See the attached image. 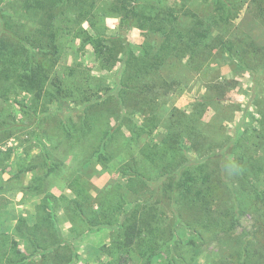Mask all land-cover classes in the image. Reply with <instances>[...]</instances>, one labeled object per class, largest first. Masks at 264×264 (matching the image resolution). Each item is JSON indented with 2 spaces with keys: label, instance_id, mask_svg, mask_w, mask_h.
Instances as JSON below:
<instances>
[{
  "label": "rangeland",
  "instance_id": "374dc122",
  "mask_svg": "<svg viewBox=\"0 0 264 264\" xmlns=\"http://www.w3.org/2000/svg\"><path fill=\"white\" fill-rule=\"evenodd\" d=\"M112 1H100L96 8L97 26L99 23L104 27L111 48L117 54L113 63H103L94 52L83 32H93L87 21L70 22V28L65 29L64 18L58 24L65 32L54 40L60 50L58 58H52L53 61L43 58V62L47 66L51 63L55 73L63 79L68 94L76 86H82L81 90L75 91L94 100L93 104H75L67 99L41 100L29 115L24 113L21 105L31 104V93L18 83L14 82L15 86L8 88L5 97L0 96V259L15 260L20 251L28 256L33 254L34 259L37 257L32 264H64L54 263L53 254L49 262L40 259V249L14 232L21 216L29 227L35 224L43 198L51 194V215L55 217L60 236L73 250L67 252L72 256L69 264H110L116 255L111 243L117 229L102 227L79 236L71 230L70 219L64 211L66 202L60 200L65 195L77 198L83 206L93 204V208H98L95 204L104 196L98 197L97 189H103L118 202L117 214L143 205L153 208L156 213L154 232L141 235L143 244L132 250L126 264H166L170 259L172 264H242L247 257L237 241L250 234H253L249 236L250 261H246L247 264H258L252 251L259 248L262 236L256 222L258 213L248 202L251 192L264 195V53L254 54L249 49L247 59L254 66L249 71L229 54L221 53L209 35L202 41L197 55L187 54L178 59L176 55L166 54L156 71L160 79L155 75L159 89L156 94L149 93L154 107L147 106V111L143 112L140 102L147 95L141 91L147 80L131 82L128 79L135 60L133 56L142 55L145 47L154 54L163 37L158 32L137 26L126 31ZM231 1L241 7L240 17L235 21L236 32L231 31L233 37L241 40L250 36L259 45H264V25L252 14L250 0ZM138 2L148 5L155 2L163 11L186 13L178 23L182 28L188 27L191 13L204 16L213 10L211 0ZM24 3L25 0H19L14 7L22 12L14 26L29 31L27 29L41 25L45 19L39 18L35 24L28 10L23 12ZM9 6L11 2L5 4V7ZM7 12L12 14L11 10ZM126 39L130 46L129 56L123 47ZM1 40H4L2 32ZM5 53V57L16 55L18 58L12 49ZM132 58L134 60L129 63ZM19 70L15 69L11 77L17 78ZM164 81L171 86L161 89ZM126 82L135 87L127 92L126 101L122 103L121 85L123 88ZM150 112L156 116L153 122L149 120ZM154 122L155 126L148 129ZM33 130L38 132L37 137L33 136ZM87 143L90 147L85 151L83 148ZM120 143L124 144V150L115 148ZM146 144L155 150L152 160L143 152ZM107 149L115 152L110 154ZM100 152H108L111 159L102 162L98 157ZM213 152L223 153L231 160L227 174L233 179L236 177L238 187L243 178L251 176L249 187H245L248 196L241 199L242 209L237 214L231 211L222 215L226 222L220 226L196 218L190 206L186 207L188 212L185 214L184 208L189 203L179 198V194L171 197L165 190L169 180L168 163L176 164L175 176H179L182 172L180 163L191 160L194 167ZM239 156L245 157L249 169L242 166L236 174L231 163H238ZM129 157L134 158L147 181L136 191L127 188V178L121 171ZM47 158L52 168L50 172L46 171ZM223 164H219L221 169ZM225 188H219V207L221 201L228 198ZM85 190L91 197L88 200L84 197ZM118 194L124 198L123 203ZM230 201L232 203L229 198ZM178 212L183 214L180 218ZM188 218L196 221L192 224L197 231L187 224ZM49 227L50 224L45 227L42 224L44 233L39 236L51 239ZM77 228L86 227L78 223ZM152 238L160 247L147 259L149 251L144 249Z\"/></svg>",
  "mask_w": 264,
  "mask_h": 264
},
{
  "label": "trees",
  "instance_id": "16d2710c",
  "mask_svg": "<svg viewBox=\"0 0 264 264\" xmlns=\"http://www.w3.org/2000/svg\"><path fill=\"white\" fill-rule=\"evenodd\" d=\"M7 1L11 2V6L5 7V4L8 3ZM7 1L0 0V32L4 36V40L0 41V96L5 97L8 88L15 86L14 82L18 83L22 89L28 90L31 93V104L21 105L24 113L29 115L35 108V105L41 100L67 99L75 104H93L94 100L88 97L85 98L83 93L75 91V89L81 90L82 86H76L68 94L64 90L66 85L63 79L55 73L51 63L47 66L43 62V58H47L48 61H53L52 58H58L60 50L54 40L58 35L63 34L65 29L70 28V22L78 24L87 21L93 32L82 31L85 32L86 39L92 44L94 52L100 57L103 63H113L112 61L117 54L111 48L104 27L99 26V23L97 26L98 14L96 6L103 0H25L24 5H21L23 12L24 9L28 10L30 18L35 24L39 18L45 19V22H42L41 25L37 24V27L27 29L29 31H22L14 26L16 18L22 13L16 10L17 8H14L18 5L19 0ZM159 1L157 0V3ZM205 1L208 2L210 0ZM211 1L213 6L212 12L204 16H200L195 12L191 13V20L187 28H182L178 24L181 16L187 15L186 13L181 14L174 11H163L155 2L148 5L141 4L138 0L112 1V7L119 14L120 23L125 27L126 31L129 32L134 26H137L142 30L158 32L163 37L154 54L145 47L146 50L142 55L133 56L135 60L132 58L129 61V63H132L134 60L128 79L131 82H144L147 80L144 84V89L141 91V93L147 95V98L145 97L140 102V105H142L141 111H147V106L151 109L154 107V100L149 96V93L156 94L159 89V81L157 79H160V77L156 71L158 65L162 63L164 58L167 55H176L178 59H181L187 54L189 56L197 55L199 47L203 44L202 41L208 38L209 35H211L212 44L221 53L229 54L237 60L240 66H243V68L249 71H252L254 67L251 64L252 62L247 59L249 49L254 54H258L259 52L264 53V45H259L250 36V38L247 36L245 39L242 38L248 42H244L242 39L237 40L233 37L234 34L231 31L236 32L235 21L240 17L241 13L239 4L231 0ZM250 4L254 10L252 14L259 18L264 25V0H250ZM7 10H11L12 14H9ZM69 11H71V14L68 13ZM63 18L66 26L65 29H60L59 27L61 25L58 24V21ZM22 28L26 29L25 27ZM79 33L81 34V32ZM6 42H9V45ZM123 47L124 52H127L126 55L129 56L130 46L127 39L123 43ZM8 49H12L14 53H17L18 58H16V55L14 57H5V52ZM37 55L38 58H36ZM15 69H20L17 78L14 76L11 77ZM161 85V89H167L171 86L170 83L165 81ZM134 87L135 85L131 83L123 85V88L121 85L120 96L122 98L120 100L122 103L126 101L127 92L134 90ZM148 96L151 99H148ZM148 114H151L149 120L151 122L155 121V114L152 112ZM155 124L154 122L148 129L151 130ZM33 136H38L36 130H33ZM89 143L84 145L83 149L85 151L90 147ZM104 144L106 146L108 145L107 142H104ZM165 144L168 143L165 142ZM115 148L124 150V144L120 143ZM108 152L111 154L115 151ZM108 152H105V154L100 152L98 157L102 159V162L111 159ZM143 152L150 160L154 159L153 153L155 150L153 147H148V144H146ZM133 159V157H129L126 163L122 164L121 171L127 178V188L131 191H136L137 187L146 185L147 181L143 178L137 162ZM229 162L231 160L226 155L224 156L223 153L213 152L206 155L203 163L197 164V166L193 167L191 160H185L180 163L182 172H180L179 176H175L176 164L168 163L167 176H169V180L165 186L166 194L168 193L171 197L179 194V198L189 203L184 208L185 214L188 212L186 207L190 206V211H193V215L203 220L206 224L212 225L216 223L219 226L223 225L226 220L221 217L222 215L226 216L231 211L237 214L242 209L241 199H245L248 196V189L245 187H249L248 184L251 182V176L243 178V183L240 184L241 187H238L236 177L233 179L227 174ZM218 163L220 165L224 163L225 168L223 166L221 169ZM45 165L47 166L46 171L47 169L49 172L52 171L48 158ZM231 165L234 167L236 174L242 169V166L246 170L249 169L244 156H239L238 163H231ZM227 185L230 188H225ZM219 188H225L228 194L227 201H221V207L217 204ZM97 190L98 197L104 196L103 199L97 200V204L95 205H99L98 208H93V204L92 206L89 204V207L86 205L83 206V203L77 200V198L73 199L65 195L61 196L60 200L66 202L64 211L70 219L71 230H75L79 236H82L87 232L98 230L102 227L117 229V235L114 236V240L111 243L114 254L116 255L113 256L110 264H126L128 261L127 257L131 255L132 250L139 249L143 244V240L140 239L141 235L144 232H154V225L157 222L155 219L156 213L153 208L143 205L141 207L133 206L131 210L117 214L119 212L117 209L118 202L108 195L109 191L103 189ZM230 192L232 193L229 196ZM84 193L85 199L88 200L91 198L87 190ZM257 194L260 193H250L248 204L254 206L252 208L258 213L256 214V222H258L262 238L260 239L259 248H255L252 253L256 255L258 264H264V195L260 196ZM51 197V194H47L43 198L41 212L37 215L35 224L29 227L26 219L21 216L14 227V232L29 241L34 248L40 249L39 257L45 262H49L53 254L52 259L54 263L69 264L72 256L71 254H67V252L72 253L73 250L69 242L60 236L59 229L56 227V221H54L55 217L51 215V209L53 208L50 202L52 200ZM118 197L123 203L124 198L120 194H118ZM229 198L232 200V203L231 201L229 203ZM106 203L110 204L105 205ZM182 215L181 212H178V218ZM194 221L188 218L187 224L190 225L193 231H197L196 227L193 228L192 223ZM78 223H82L86 228L78 230ZM42 224L44 227L50 224L51 239L39 236V233H44V228H41ZM3 235L6 238L8 237L5 233ZM251 235L253 234L244 236V238L242 236L237 241L247 257L242 264H247V261H250V249L248 248L251 239L249 236ZM152 239L147 248L144 249H148L149 251L147 259L152 257L160 247ZM49 241L51 242L48 243ZM13 249L15 250L16 247ZM61 251H64V253L61 254ZM31 256L19 251L17 252V258L15 260L1 258L0 264H32L37 257L34 259V255ZM166 264H172V260H168Z\"/></svg>",
  "mask_w": 264,
  "mask_h": 264
}]
</instances>
